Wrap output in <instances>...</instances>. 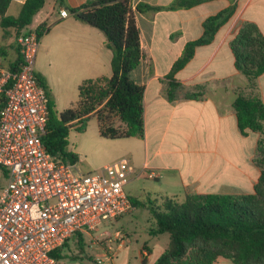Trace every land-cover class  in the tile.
I'll return each instance as SVG.
<instances>
[{
    "label": "crops",
    "instance_id": "obj_1",
    "mask_svg": "<svg viewBox=\"0 0 264 264\" xmlns=\"http://www.w3.org/2000/svg\"><path fill=\"white\" fill-rule=\"evenodd\" d=\"M49 1L48 10L43 9L37 15L35 24L46 21L50 27L40 39V48L43 47L51 69L62 74L53 77L56 84L79 89L87 79L111 77L113 53L107 47L104 33L81 23L68 9H57L55 0ZM88 1L66 0V4L68 8H78ZM176 1H132L142 59L131 78L145 87V137L132 140L144 147L145 161L140 168L131 163L133 174L125 191L129 198L140 201L141 191L133 183L143 177L144 170H149L156 174L155 178L146 177L155 183L146 191L150 201L171 198L183 202L187 194H251L261 175L254 162L260 134L240 131L233 102L241 93L257 95L264 101V74L251 86L249 79L235 67L231 42L246 22L256 24L264 36V0H211L191 8L170 9ZM138 4L161 10L139 13ZM231 7H235L232 17L210 41L196 48L190 62L177 73L181 87L176 99L170 101L167 76L185 46L203 39L208 19ZM61 10H68L70 15L61 17ZM15 55L14 51L12 57ZM37 74L45 78L52 97L56 98L48 77ZM193 91L201 94V98L186 99V93ZM113 238L116 246L121 239L125 241L113 259L106 257L107 242L100 247L95 243L92 246L100 255L97 260L103 259L102 264H120L121 258L129 253L128 234L115 233ZM165 251L158 244L145 242L137 256L141 264H154ZM214 264L232 263L220 259Z\"/></svg>",
    "mask_w": 264,
    "mask_h": 264
},
{
    "label": "trees",
    "instance_id": "obj_2",
    "mask_svg": "<svg viewBox=\"0 0 264 264\" xmlns=\"http://www.w3.org/2000/svg\"><path fill=\"white\" fill-rule=\"evenodd\" d=\"M13 0H0V27L9 33L17 32V39L26 32L34 31L39 39L49 31L46 21L35 24V18L46 9L49 0H26L18 16H9L7 11ZM133 0H90L78 8H68L66 0H55L57 8H66L83 24L99 29L107 38V47L112 51V76L87 79L79 86V99L58 116L48 84L42 75L39 82L49 97V121L43 142L52 156L65 162L78 163L79 156L68 150L70 129L85 131L86 122L95 117L100 136L106 139L145 137L144 97L145 87L131 78L132 72L142 59L140 30L133 10ZM211 0H177L170 9L191 8ZM50 4V3H49ZM160 7L138 4L136 11L157 12ZM235 13L228 8L208 19L203 39L190 42L167 76V97L173 101L181 84L176 75L190 62L196 48L210 41L218 29ZM17 39L15 58L7 48L0 47V61L9 70H17L22 62ZM236 69L245 75L251 86L264 74V36L256 24L244 23L231 42ZM186 99H200L193 91ZM5 97H0V111ZM240 131L260 134L254 162L261 175L251 194H187L183 202L162 198L159 203L131 199L134 210L147 208L154 217L150 234H169L168 249L154 264H214L226 259L232 264H264V101L257 95L241 93L233 102ZM8 171L0 167L1 180ZM123 217V216H122ZM121 218V217H120ZM118 218V219H120ZM80 246L83 234L76 233ZM70 238L69 240H71ZM69 240L53 253L59 261Z\"/></svg>",
    "mask_w": 264,
    "mask_h": 264
},
{
    "label": "built area",
    "instance_id": "obj_3",
    "mask_svg": "<svg viewBox=\"0 0 264 264\" xmlns=\"http://www.w3.org/2000/svg\"><path fill=\"white\" fill-rule=\"evenodd\" d=\"M69 15L61 10V17ZM17 44L19 68L9 70L0 61V97H5L0 167L8 171L0 189V264H61L53 253L73 235L96 231L103 222L134 210L125 191L133 168L121 159L97 174H85L78 163L48 152L43 137L49 97L36 72L40 39L36 32H26ZM120 241L118 246L112 240L105 244L107 259L124 246V238Z\"/></svg>",
    "mask_w": 264,
    "mask_h": 264
},
{
    "label": "rangeland",
    "instance_id": "obj_4",
    "mask_svg": "<svg viewBox=\"0 0 264 264\" xmlns=\"http://www.w3.org/2000/svg\"><path fill=\"white\" fill-rule=\"evenodd\" d=\"M23 5V0H15L7 15L18 16ZM48 8L49 2L47 3L46 11ZM16 39V31L10 29L9 33H7L0 27V47L7 48L10 55L14 53ZM39 50L36 72L43 73L48 77L50 83H52L57 95L56 98L52 97V100L54 102V111L58 116L78 101V87L65 85L64 83L56 84L53 77L59 78L62 74L51 69L43 47ZM132 139L133 137L123 139H106L101 137L97 119L91 117L86 122L85 131L80 132L76 127L70 129L67 148L79 156L78 164L80 170L85 174H97L105 166L121 159H128L135 167L140 168V165H143L145 161L144 147L139 146L136 143L137 141ZM143 174V177L133 184H135V188L138 187V190L140 189L141 191L139 195L137 193L141 199L140 201L150 202L146 191L150 189V185L154 186L155 183L150 181L152 179L146 178L150 174L149 170H144ZM5 183L3 181L2 185L4 186ZM151 201L157 203L161 201V198L157 202L155 198H152ZM153 222L154 217L147 208H138L135 212L132 211L120 219L105 221L96 231L82 233L83 246L79 245L77 236L69 240L67 247L62 253L63 259L61 260V264H97L96 261L100 255L92 247L93 244L95 243V245L100 247L102 243L105 244L109 240L114 242L113 236L115 233L116 235L118 233L119 236L128 234V243L130 242L129 253L121 258L120 264H141L137 251L145 242L151 245L158 244L164 249H168L171 241L169 234L159 236H152L150 234Z\"/></svg>",
    "mask_w": 264,
    "mask_h": 264
}]
</instances>
